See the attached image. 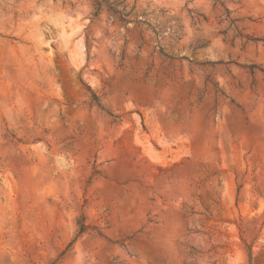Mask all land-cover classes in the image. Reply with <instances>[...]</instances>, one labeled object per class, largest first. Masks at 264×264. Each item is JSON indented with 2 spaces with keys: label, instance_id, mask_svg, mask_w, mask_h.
Returning a JSON list of instances; mask_svg holds the SVG:
<instances>
[{
  "label": "rangeland",
  "instance_id": "obj_1",
  "mask_svg": "<svg viewBox=\"0 0 264 264\" xmlns=\"http://www.w3.org/2000/svg\"><path fill=\"white\" fill-rule=\"evenodd\" d=\"M0 264H264V0H0Z\"/></svg>",
  "mask_w": 264,
  "mask_h": 264
},
{
  "label": "trees",
  "instance_id": "obj_2",
  "mask_svg": "<svg viewBox=\"0 0 264 264\" xmlns=\"http://www.w3.org/2000/svg\"><path fill=\"white\" fill-rule=\"evenodd\" d=\"M98 5V7H100V4H97ZM112 11V13L115 15V16H117L118 17V19L122 22V23H128V21L127 20H125V14H123L122 12H120V11H117V10H111Z\"/></svg>",
  "mask_w": 264,
  "mask_h": 264
}]
</instances>
